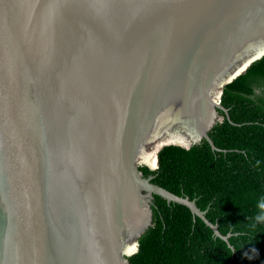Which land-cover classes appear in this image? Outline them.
<instances>
[{
  "label": "water",
  "instance_id": "water-1",
  "mask_svg": "<svg viewBox=\"0 0 264 264\" xmlns=\"http://www.w3.org/2000/svg\"><path fill=\"white\" fill-rule=\"evenodd\" d=\"M263 56L264 0H0V264H129L154 196L231 247L139 168L218 150L223 88Z\"/></svg>",
  "mask_w": 264,
  "mask_h": 264
},
{
  "label": "trees",
  "instance_id": "trees-1",
  "mask_svg": "<svg viewBox=\"0 0 264 264\" xmlns=\"http://www.w3.org/2000/svg\"><path fill=\"white\" fill-rule=\"evenodd\" d=\"M223 121L184 149L170 145L144 177L167 191L195 200L205 217L230 234L229 245L190 211L154 196L152 226L139 238L129 264H264V56L224 86Z\"/></svg>",
  "mask_w": 264,
  "mask_h": 264
},
{
  "label": "bare ground",
  "instance_id": "bare-ground-1",
  "mask_svg": "<svg viewBox=\"0 0 264 264\" xmlns=\"http://www.w3.org/2000/svg\"><path fill=\"white\" fill-rule=\"evenodd\" d=\"M166 141H173L174 143H179V144H184L181 140H179V139H175V138H173V137H171L170 139H168V140H166ZM151 155H144V156H142L141 157V159H142V161L144 162V163H147V164H151V162H150V157ZM134 250V247L133 246H131V247H128V251H130V252H132ZM127 251V252H128Z\"/></svg>",
  "mask_w": 264,
  "mask_h": 264
},
{
  "label": "clouds",
  "instance_id": "clouds-1",
  "mask_svg": "<svg viewBox=\"0 0 264 264\" xmlns=\"http://www.w3.org/2000/svg\"><path fill=\"white\" fill-rule=\"evenodd\" d=\"M259 207L262 208V209H264V203H261V204L259 205ZM257 220H258V221H264V215H260V216H258V217H257Z\"/></svg>",
  "mask_w": 264,
  "mask_h": 264
}]
</instances>
